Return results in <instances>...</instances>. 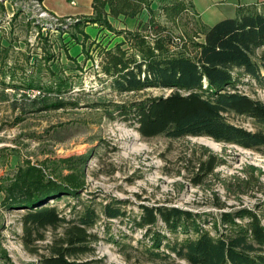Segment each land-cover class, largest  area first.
Returning a JSON list of instances; mask_svg holds the SVG:
<instances>
[{"label": "rangeland", "instance_id": "374dc122", "mask_svg": "<svg viewBox=\"0 0 264 264\" xmlns=\"http://www.w3.org/2000/svg\"><path fill=\"white\" fill-rule=\"evenodd\" d=\"M176 1L150 0V11L152 26H162L183 40H172L181 47L182 42H201L198 22L211 27L228 18L225 12L234 0H193L194 12H183L172 22L162 9ZM40 10H44L40 0H0V264H39L62 232L61 227L45 228L39 232L42 240H37L36 232L27 236L22 225L26 209L21 203H7L9 181L18 177V197H23L22 182L33 170L59 186H76L79 201L93 203L100 219L88 232L97 241L91 244L93 253L82 260L94 264H164L145 255L150 240L144 238L145 230L133 225L141 205L201 210L211 218L240 207L264 209V147L248 150L207 137L144 138L137 125L118 114L117 106L171 92L161 88L117 92L105 72L106 51L121 39L117 31L134 30L146 22L147 10L134 19L112 21L115 33L97 26L83 28L77 24L83 20H61L44 10L56 20L45 22L38 18ZM192 48L188 46L194 52ZM239 87L264 104V89L254 82L245 79ZM228 118L248 131L259 130L249 119ZM204 149L222 157L225 165L216 168V177L194 187L192 166ZM245 171L258 176L260 185L253 178L244 194H232L237 190L227 187L237 184L233 178L243 179ZM216 197L225 205L222 210L213 205ZM112 200L121 202L120 219L102 215V207ZM49 203L67 220L73 207L80 210L72 196ZM163 227L158 223L154 230L171 239ZM211 227L204 226L213 233ZM159 250L170 256L166 263L186 264L172 252Z\"/></svg>", "mask_w": 264, "mask_h": 264}, {"label": "trees", "instance_id": "16d2710c", "mask_svg": "<svg viewBox=\"0 0 264 264\" xmlns=\"http://www.w3.org/2000/svg\"><path fill=\"white\" fill-rule=\"evenodd\" d=\"M150 4V0H93V15L77 23L83 28L95 25L115 33L109 18H135L143 10L148 12V20L140 22L136 29L117 31L116 36L121 39L106 51L109 62L105 64V72L112 76L110 87L117 92L146 88L171 92L167 96L130 103L127 107L117 106L118 114L137 125L136 130L144 138L207 137L216 143L248 150L264 147V104L239 87L246 79L247 83L254 82L264 89V6L259 9L238 7L234 18L223 19L211 27L198 22L203 40L182 42L180 47L172 40H183L172 36L162 26H152ZM162 10L172 22H177L178 15L193 11L192 0H179ZM189 45L194 52L188 50ZM230 115L253 121L259 130L251 132L231 123ZM204 152L192 166L190 180L194 187L216 177V168L225 165L222 157L207 149ZM255 170L260 172L253 168ZM245 174L243 179L233 178L237 184L227 190L235 188L237 192L232 191V194H244V187L248 188L253 178L260 185L259 177H254L253 172L245 171ZM23 181L21 192H26L25 196L18 197V177L9 181L5 192L9 205L21 203L19 205L26 209L22 217L25 234L32 236L36 232L37 240H42L39 233L42 229L62 228L39 264H94L92 260H82L93 253L91 244L97 241L88 232L100 219L93 203L79 201L76 186L72 189L67 185L59 186L35 170ZM65 195L74 197L80 205L79 211L77 206L73 207L68 220L49 203ZM217 200L216 197L213 205L222 210L225 205ZM120 204L117 200L104 204L102 215L110 220L120 219L124 215ZM158 223L173 236L171 239L154 230ZM133 225L145 230L144 238L150 240L151 246L145 250L150 261L168 264L170 256L159 250L164 248L186 264H264L262 208L240 207L211 218L201 210L141 205ZM205 225L212 226L213 233L206 230Z\"/></svg>", "mask_w": 264, "mask_h": 264}, {"label": "crops", "instance_id": "0c3cea01", "mask_svg": "<svg viewBox=\"0 0 264 264\" xmlns=\"http://www.w3.org/2000/svg\"><path fill=\"white\" fill-rule=\"evenodd\" d=\"M92 2L93 0H40L41 7L47 13L53 15L55 18L65 21L83 20L90 18L93 15ZM192 4H193V0H192ZM261 6H264V0H234L232 3V7L225 12L226 13L225 17L234 18L236 16V10L238 7H251V8L256 7L259 9ZM138 16H136L135 18H137ZM119 19H134V18H125V17H119L117 19L109 18V21L112 25V21H116V20L118 21ZM89 27L94 28L96 26L90 25ZM120 30L132 31L130 30V28L120 29Z\"/></svg>", "mask_w": 264, "mask_h": 264}, {"label": "built area", "instance_id": "2783aa9c", "mask_svg": "<svg viewBox=\"0 0 264 264\" xmlns=\"http://www.w3.org/2000/svg\"><path fill=\"white\" fill-rule=\"evenodd\" d=\"M38 18L40 20H44L45 22H50V21H53V22H56L55 19H50V17L48 16V14L44 11V10H40L39 14H38ZM52 22V23H53ZM51 24V23H50Z\"/></svg>", "mask_w": 264, "mask_h": 264}]
</instances>
